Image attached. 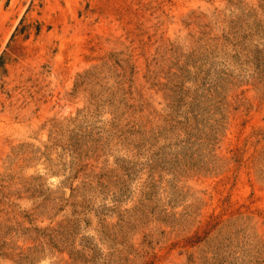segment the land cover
<instances>
[{
    "label": "rangeland",
    "instance_id": "1",
    "mask_svg": "<svg viewBox=\"0 0 264 264\" xmlns=\"http://www.w3.org/2000/svg\"><path fill=\"white\" fill-rule=\"evenodd\" d=\"M0 264H264V0H0Z\"/></svg>",
    "mask_w": 264,
    "mask_h": 264
},
{
    "label": "trees",
    "instance_id": "2",
    "mask_svg": "<svg viewBox=\"0 0 264 264\" xmlns=\"http://www.w3.org/2000/svg\"><path fill=\"white\" fill-rule=\"evenodd\" d=\"M0 62H1V59H0Z\"/></svg>",
    "mask_w": 264,
    "mask_h": 264
}]
</instances>
